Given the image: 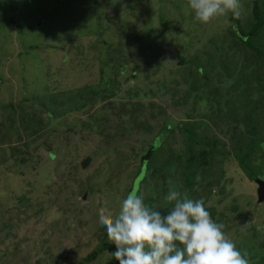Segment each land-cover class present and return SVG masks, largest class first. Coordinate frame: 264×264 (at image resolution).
<instances>
[{
  "label": "rangeland",
  "instance_id": "1",
  "mask_svg": "<svg viewBox=\"0 0 264 264\" xmlns=\"http://www.w3.org/2000/svg\"><path fill=\"white\" fill-rule=\"evenodd\" d=\"M240 3L239 17L229 13L193 23L188 0H0V264H111L113 251L100 248L104 242L115 244L99 225V209L115 215L132 191L159 209L169 205L165 197L171 188L190 198L198 194L242 254L264 258V200L258 201L256 184L264 182V145L244 163L237 149L240 142L264 137L263 109L256 110V131L248 137L227 124L222 95L218 104L214 97L210 106L198 102L197 119L188 120L184 114L192 97L190 105L174 106L161 88L180 66L170 49L177 44L173 36L185 45L191 39L193 47L188 54L181 51L183 56L214 54L212 67L225 59L242 61L244 53L224 40L232 25L228 18L251 16V0ZM162 18L173 21L169 25ZM158 34L168 41L152 49ZM213 40L216 47L210 45ZM215 66L212 89L222 67ZM253 86L246 85L245 97ZM144 91L147 97L139 98ZM80 103L86 107L72 109ZM152 103L166 106L174 123L194 126L205 120L210 126L204 132L212 134L216 154L212 174L201 175L206 189L186 188L185 175L169 173L185 132L139 127L144 111L154 110ZM155 111L153 122H161ZM233 131L232 144L227 138ZM86 157L91 162L84 168ZM144 158L148 163L141 164Z\"/></svg>",
  "mask_w": 264,
  "mask_h": 264
},
{
  "label": "trees",
  "instance_id": "2",
  "mask_svg": "<svg viewBox=\"0 0 264 264\" xmlns=\"http://www.w3.org/2000/svg\"><path fill=\"white\" fill-rule=\"evenodd\" d=\"M251 2L253 3L251 16L247 17V19L243 21H241L240 18H228L229 21L232 23V25L226 30L227 34L224 37V40H227L228 38L231 39L230 40L231 48L244 53L242 61L235 62L233 58L231 60L225 59L224 62H218L216 64L214 63L212 67L211 62H213L214 58L211 57L214 54H212L211 52L208 53L206 51L204 52L201 51L190 57L186 55L183 56L181 51H185V53H187V50L193 47V43L191 44V39H190L188 45L182 44L179 41V39L174 38L175 36H173L172 39L176 41L177 44H173V46L175 45L174 47L170 46L171 47L170 49L173 50V52L176 55L178 54L176 57L179 60L180 66L174 67V70L170 72L171 77L169 78V81L166 80L164 82H161L162 90L164 89L165 90L164 93L167 96H170V99L168 100L169 102L171 101L174 106L180 103L182 105L183 103L189 104L188 99L190 100L192 97L193 101L192 103H190L191 105L189 104L191 108H186L184 114V117L188 118V120L197 119L195 111L198 106L197 105L198 102L200 101L202 102L203 100H205L208 103L207 106H210L209 102L211 101V99H213V97L217 101L218 98L221 97L222 95L223 97H225L226 104L228 107L227 109L228 112L225 113L227 114L226 116L227 124L229 123H231V125L235 124V128L239 127L240 131H242V134L247 135L248 137L252 135V132L256 131L254 125L257 123L256 118H258V115H256V117L254 118L256 110H259L261 108L263 109L262 111L264 112V92H262V90L264 89V0H251ZM162 20L164 21V23L167 22L170 25V22L173 21V18H162ZM194 22L197 23L196 20L193 21V23ZM168 32L170 31L168 30ZM170 36L172 37V34L169 35V37ZM155 38L158 41V43L156 46L152 47V49L160 48L168 41L165 37L160 38L159 34L156 35ZM210 45L216 47L218 44L213 40L210 41ZM161 48L164 47L162 46ZM207 54L208 57L204 58V55ZM219 64H221L222 67L218 69L220 70V72L219 74H216L217 84L215 85V88L212 89L210 87L212 82L211 74L214 73L215 70H217L215 65H219ZM200 81L202 82V86L200 84ZM181 83L184 86L182 88L180 86ZM253 83H255L256 86H253L255 85ZM248 84H250L253 87L250 94L247 97H245L244 88H246V85ZM137 95L139 98H144L147 97L148 92L144 91L142 92L141 95L139 94ZM82 100L83 99L81 97L80 99H78V101L81 103ZM165 101L166 104H169L167 100ZM81 103L80 105L75 106L72 109L77 108L76 110H79L83 107H86V105H83ZM244 103L248 105L246 106V108H244L245 105ZM250 103L253 104L250 105ZM255 103H260V105L259 104L255 105ZM152 104L154 110L151 112L144 111V114L140 116L141 119L139 118L138 121L139 127L147 131L148 130L152 131L154 128H156L157 133H159L160 130H161L160 133H162L164 130L167 131L168 127L171 128L177 127V130L183 133L185 132V135H182L183 149L176 150L173 156L174 159H172V161L168 163L169 173L172 176L173 174L171 173L173 170L178 171L180 173L179 175L181 176V179H184L183 176L185 175L186 176L185 180L187 181L185 186L186 188L191 189L193 186L200 185L202 189H206V185L204 184L205 178L201 175H206V173L212 174L210 169L211 161L213 160V157L216 154L214 147L215 144L211 145V139L213 137L212 134L204 132V127L207 128L208 126L210 128V126L206 124L205 120L202 121L199 120L198 125H194V126H190L188 122L186 123L185 121L179 122V120L178 121L176 120V123H174L173 118L170 117V115L169 116L166 115L167 114L166 106L164 107L158 103L156 104L152 103ZM156 108L159 109L160 112L158 114L162 115L163 119L161 120V122L155 123L153 122L154 121L153 118L156 115V111H155ZM244 110H248L250 114H248ZM148 113H150V116L148 115ZM236 113H239V115H236ZM243 114H246L248 117H245ZM142 118H144V121L142 120ZM103 121L105 122L104 119ZM239 122L240 124L238 125ZM172 123H174L175 126H171ZM188 126L190 128L191 127L194 128L190 130L188 129ZM244 128H246L247 131H244ZM109 131L113 132L112 129H110ZM196 132L202 135L203 138L201 140H197L195 138V135L197 134ZM219 132L221 133V131ZM105 135H109V134H105ZM223 135L226 136L227 138L226 133H224ZM227 139L230 140L232 144L235 143L236 137L234 138V131L232 132V136ZM217 140H219L220 142H224V139L223 138L221 139L220 135H217ZM255 142L256 141L253 138L251 141H248L247 144L245 145L242 142H240V145L237 149L239 154L241 155L239 156L241 157L240 158L241 163H244L245 161L248 160V158L252 157L253 154H256L254 153L256 151L255 147L260 148L262 147V145H264V137L260 138L258 142L256 143ZM224 147H226V145ZM27 153L28 151L25 150L24 155L25 154L27 155ZM24 155L21 156V159L25 158ZM140 161L141 164L148 163L147 161H145V158ZM90 162L91 159L89 157H86L81 162V164L82 166H84V168H87ZM248 169L247 171L249 172L251 171L253 174V170L252 169L248 170ZM165 177L167 176L163 174L160 177L162 179H160L159 181L162 182ZM252 178L254 177L252 176ZM157 183L158 186L161 184L158 182V180ZM208 187H210V185H208ZM196 195L198 194L192 193L191 195L192 199H199V195L198 197ZM170 209H171V205L169 204L165 207L156 210L160 211L162 215H166L167 212L170 211ZM100 250L102 251L110 250L114 252L116 250V247L112 246L107 242H104L102 243ZM95 257H96V253L92 254V256H89L88 258L93 259ZM248 260H249V264H264V258L262 259L253 258L252 260L250 259ZM111 264H119V261L114 259Z\"/></svg>",
  "mask_w": 264,
  "mask_h": 264
},
{
  "label": "clouds",
  "instance_id": "3",
  "mask_svg": "<svg viewBox=\"0 0 264 264\" xmlns=\"http://www.w3.org/2000/svg\"><path fill=\"white\" fill-rule=\"evenodd\" d=\"M187 10L200 23H209L231 13L241 15L240 0H188ZM165 200L170 211L145 203L136 191L130 192L115 215L106 207L98 222L115 244L111 256L119 264H249L235 242L227 237L202 199L171 188Z\"/></svg>",
  "mask_w": 264,
  "mask_h": 264
},
{
  "label": "water",
  "instance_id": "4",
  "mask_svg": "<svg viewBox=\"0 0 264 264\" xmlns=\"http://www.w3.org/2000/svg\"><path fill=\"white\" fill-rule=\"evenodd\" d=\"M256 184L258 186V191H257L258 201L262 202L264 200V182L257 179Z\"/></svg>",
  "mask_w": 264,
  "mask_h": 264
}]
</instances>
